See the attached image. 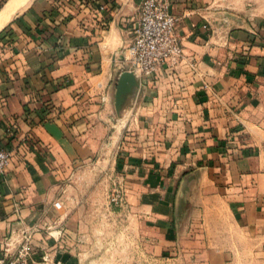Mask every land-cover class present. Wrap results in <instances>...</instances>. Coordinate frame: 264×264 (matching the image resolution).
<instances>
[{"label":"crops","instance_id":"obj_1","mask_svg":"<svg viewBox=\"0 0 264 264\" xmlns=\"http://www.w3.org/2000/svg\"><path fill=\"white\" fill-rule=\"evenodd\" d=\"M140 1L30 0L0 29V256L26 232L88 264L115 171L145 264H264V0H170L182 58L117 105Z\"/></svg>","mask_w":264,"mask_h":264},{"label":"built area","instance_id":"obj_2","mask_svg":"<svg viewBox=\"0 0 264 264\" xmlns=\"http://www.w3.org/2000/svg\"><path fill=\"white\" fill-rule=\"evenodd\" d=\"M170 0H141L138 15L131 26V40L125 48V61L129 70L140 76H149L163 64L173 66L183 56V48L175 32L177 18L169 10ZM11 156L0 146V175L10 164ZM123 193L115 186L111 202L121 205ZM58 205V203H56ZM43 254L40 259L33 257L31 233L22 235L5 244L0 264H48Z\"/></svg>","mask_w":264,"mask_h":264},{"label":"rangeland","instance_id":"obj_3","mask_svg":"<svg viewBox=\"0 0 264 264\" xmlns=\"http://www.w3.org/2000/svg\"><path fill=\"white\" fill-rule=\"evenodd\" d=\"M5 1L0 0V7ZM115 186L123 193L121 205L111 202ZM105 200L102 217L93 223L89 236L81 241L88 264H145L147 225L140 217H135V213L131 214L126 204L124 180L121 175H115V171L107 174Z\"/></svg>","mask_w":264,"mask_h":264},{"label":"water","instance_id":"obj_4","mask_svg":"<svg viewBox=\"0 0 264 264\" xmlns=\"http://www.w3.org/2000/svg\"><path fill=\"white\" fill-rule=\"evenodd\" d=\"M136 78L135 72L131 70H125L121 72L117 78L116 83V94L115 100L117 105L121 103L124 96L131 90V88L135 85Z\"/></svg>","mask_w":264,"mask_h":264},{"label":"bare ground","instance_id":"obj_5","mask_svg":"<svg viewBox=\"0 0 264 264\" xmlns=\"http://www.w3.org/2000/svg\"><path fill=\"white\" fill-rule=\"evenodd\" d=\"M30 0H8L0 8V29L10 20V18L19 10L24 8Z\"/></svg>","mask_w":264,"mask_h":264},{"label":"trees","instance_id":"obj_6","mask_svg":"<svg viewBox=\"0 0 264 264\" xmlns=\"http://www.w3.org/2000/svg\"><path fill=\"white\" fill-rule=\"evenodd\" d=\"M6 1H7V0H6ZM6 1H5V2H6ZM5 2H4V3H5ZM4 3H3V4H4ZM2 6H3V5H2ZM2 6H1V7H2ZM1 7H0V8H1Z\"/></svg>","mask_w":264,"mask_h":264}]
</instances>
